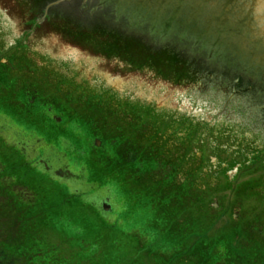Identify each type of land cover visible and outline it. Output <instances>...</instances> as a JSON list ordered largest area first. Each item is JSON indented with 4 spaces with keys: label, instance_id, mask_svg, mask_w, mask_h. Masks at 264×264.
Here are the masks:
<instances>
[{
    "label": "water",
    "instance_id": "water-1",
    "mask_svg": "<svg viewBox=\"0 0 264 264\" xmlns=\"http://www.w3.org/2000/svg\"><path fill=\"white\" fill-rule=\"evenodd\" d=\"M10 2L0 0V37L9 49L30 47L29 56H36L33 60L40 68L70 75L72 84H81V89L184 113L195 126L207 124L209 132L238 127V138H249V143L263 138L258 149L264 150V0H106L103 5H99L103 0H64L55 4L76 12L77 26L70 29L66 16L58 11V23L50 24L52 31L58 27L83 40L140 34L148 43L185 51L206 69L202 79L178 90H171L176 86L151 71L126 73L115 59L70 47L56 33L36 27L26 32L27 13H20L22 6ZM27 24L36 25V19ZM168 52L160 54L169 58L164 62L179 65Z\"/></svg>",
    "mask_w": 264,
    "mask_h": 264
},
{
    "label": "trees",
    "instance_id": "trees-1",
    "mask_svg": "<svg viewBox=\"0 0 264 264\" xmlns=\"http://www.w3.org/2000/svg\"><path fill=\"white\" fill-rule=\"evenodd\" d=\"M2 86L3 84L0 82V99L16 98L18 104L26 100L24 93L16 92V89L6 96ZM3 104L1 113L10 118L22 131L21 105L10 106V103L7 104V102H3ZM85 129L83 136L87 131ZM0 141L8 147V139L1 134ZM81 152L82 154L77 152V156L80 158L79 166L85 172H82V177L88 180L90 172L85 159L87 158L86 152ZM109 156H113V152ZM22 157L23 155L16 156V162L20 163L15 165L14 175L16 178H10L11 182H15L11 185V190L6 188L5 178L0 177V247L6 250L22 249L28 252L20 254L21 258L17 256L19 260L24 256L29 258L26 259L27 261L38 257L44 264H51L52 260H55L53 264H56V259L52 258V255L55 254L52 250L54 248H49L48 252H45V241L43 242L36 233L27 230V224L31 220L37 229H41L36 225L38 221L31 219L32 213L36 211H42L44 215L48 214L47 217H58V223H56V218H53L47 220V225H50L58 234H65L66 238H61L60 235L57 237V243L66 244L70 250H72L70 248L72 245L77 252L80 250L83 259L77 260L78 264H81L83 260L94 261L92 256L100 257L97 262H93L94 264H105V261L111 262V264H167L158 259L160 254L157 250L171 251L176 243H180L177 251H189L188 258L190 260L195 258L197 261L200 253L204 261H201L202 263L209 261L211 256L221 260V256L214 253L215 250L206 249L207 245L204 244L208 236L207 231L212 227L206 228L207 215L204 213L209 210V205L204 201L200 187L179 188L181 190L179 193L172 191L168 186L164 188L151 181H149L150 184L143 180L127 183L129 179L127 175L122 177V173L117 168L108 167L104 162L99 161V168L93 178L95 187L107 191L114 197L120 215L114 213L104 216L94 206L93 211L91 209L92 212L83 211L82 201L87 202L85 193L80 190L71 191V188L64 184L58 186L57 191L61 200L60 207L64 211L60 215L56 207V186L50 185L51 182L47 181L49 179L46 175H41L36 168L29 167L34 172L33 177L29 175V168L21 167L24 165L22 163L29 164ZM103 157L105 155H101L100 159ZM8 158L9 156L6 155L0 156V165L4 170L6 167L3 166V163H9ZM0 176L4 175L0 172ZM40 179L43 180V184L39 182ZM121 179L125 180L124 184L121 183ZM20 186L33 190L36 194L40 193L34 201L22 199L17 195L19 194L17 188ZM40 187H42L41 190H39ZM32 204L34 205L32 206ZM132 210L134 216L131 214ZM74 211L84 212L88 217L74 214ZM130 219L133 221L127 223L126 220ZM181 235L189 239L188 243H184V240L178 238ZM262 244L250 251L256 253L254 257L264 254V243ZM144 245L147 246L142 248ZM227 247L230 246L227 244ZM56 250L60 251L57 245ZM130 250L132 251L130 252ZM203 250H207V252ZM132 252L134 257L126 260V254H132ZM254 257L251 264L258 259ZM226 260L231 262L234 258H226ZM235 261L239 262L237 258Z\"/></svg>",
    "mask_w": 264,
    "mask_h": 264
},
{
    "label": "flooded vegetation",
    "instance_id": "flooded-vegetation-1",
    "mask_svg": "<svg viewBox=\"0 0 264 264\" xmlns=\"http://www.w3.org/2000/svg\"><path fill=\"white\" fill-rule=\"evenodd\" d=\"M49 9L47 19H44L43 9V14L36 19L34 26H29L27 23H31V20L25 19L24 29L26 32L36 27L40 28L39 31L55 33L51 30L50 24H56L58 11L56 12V6ZM68 10L64 7L60 11L63 12L64 16H67L65 12ZM62 36L66 42L70 43V47H77L92 55L104 57L99 53H94V50L99 51L104 48L98 42H93L90 39H76L67 35ZM121 52L123 53L122 57L116 61L126 69V73L154 71L155 68L149 55L138 54L127 47ZM168 54L175 56L181 66H177L173 71V68L161 62L157 68L164 73L162 77L170 78L173 82L157 76L155 71L153 73L156 78H160L171 86H176L171 90H178L189 84V78L182 79L184 71L181 69L186 68L184 65H190V62L182 53H179L181 56L173 52H168ZM144 59L146 62L143 63ZM32 70L29 68V71ZM118 72L125 74L122 70ZM203 75V69L200 71L199 68L192 67L191 82L195 81L196 78L202 79ZM114 77L117 78L116 75ZM37 78L38 73L34 72H26L23 78L26 83L32 82L34 84L31 90L25 87V94L28 95L27 100L35 105L32 107L30 103L23 104L24 115L33 117L40 111L39 108L42 109L43 105L52 102L51 107L62 117L66 114H71L74 118L78 117L87 129L83 137H81L82 132L75 131L72 119L58 118L56 115L47 116L49 129L55 140L60 137L62 130L66 127L65 131L71 132L70 134L74 139L82 141L87 155L86 162L89 166L91 181H93L94 174L99 168V161L104 162L108 167L117 168L122 174L127 173L129 175L127 183L149 179L148 183L151 181L164 188L168 186L172 191L179 193L181 192L179 188L195 184L193 181L201 173L210 174L208 168L217 175L220 165L217 164L216 155L206 156L207 151L215 150L211 146L214 143L208 141L201 148V151H197L191 146L187 128L178 127V124L184 126L182 121L183 118H188L186 114L173 110L164 114V108H153L147 103H141L142 100L133 102L129 98H111L94 91L88 93L86 98L83 95L77 98L70 96L61 98L59 95L53 99L44 98V94L39 92L38 87L44 84L45 77L40 82L37 81ZM57 85H59V79L56 77ZM86 92L88 90H83L81 93ZM180 117L182 118L179 119ZM66 121L69 122L66 123ZM32 125L39 129V121H33ZM63 142L62 148L70 147L68 142L65 140ZM112 152L113 156H109ZM101 155H105V157L100 159ZM213 157L215 161L211 162ZM124 182L125 180L121 179V183L124 184ZM185 192L187 193V190ZM104 199H108L110 202V196L107 195Z\"/></svg>",
    "mask_w": 264,
    "mask_h": 264
},
{
    "label": "rangeland",
    "instance_id": "rangeland-1",
    "mask_svg": "<svg viewBox=\"0 0 264 264\" xmlns=\"http://www.w3.org/2000/svg\"><path fill=\"white\" fill-rule=\"evenodd\" d=\"M23 50H24V53L21 54ZM29 54H33L30 47L9 49L5 39L0 37V62L7 63L8 61L7 56L8 57L14 56L12 60H15V57H16L17 58L16 60L18 63L20 64L27 63L28 68L33 69L36 73H38L37 81L40 82L45 77V82H46L51 76L50 74H48L50 70L40 68V66L29 56ZM54 73H56V77L59 79L60 82H65L69 84L68 90L75 91L76 93L75 98L78 97L83 90L99 92V91H96L90 88L81 89V84H72L70 75H66V74H62L58 72H54ZM60 88L62 87L60 85H57L55 90H59ZM53 90L54 88H49L50 92H52ZM102 94H105V93H102ZM56 95L61 96L62 93L56 92ZM105 95L111 98H116L108 94H105ZM189 121H190V124L188 126V131H192V136H193L192 145L201 147L202 143H204V140L206 139L205 135L207 136L209 135L210 137H213V140L211 141L213 143L218 141V143L216 144L218 145V151L213 152V153L208 152L206 153V156H209L211 154L216 155L217 164L220 165V169L217 171V175H216L215 172L210 171V169L208 168V172H210V174L201 173L200 183L205 185L206 188L210 192H213L214 194L218 196L217 199H213V205L215 206V204H218V206L215 207V211L219 215V223L221 222V225H222V222L223 223L226 222L225 227L227 228V230H230V233H233V234H229V233L226 234V233H221L222 231L221 232L218 231L212 236L215 230L210 228L207 231V235L209 237L212 236V244L210 245L209 250L210 249L214 250L215 248L219 250V254L222 257L221 264H224V263L231 264L229 261L225 259L226 258L231 259L235 256L240 261V264H251V260L256 255V253L250 252L251 251L250 246L248 247L245 246L247 241H251L247 239L246 237L250 238L249 234L253 230L256 232L260 230L261 232V230L264 228V150L258 149V144L263 142V138H256L249 143V138H238V127H232L228 129L213 131L211 132L212 133L211 134L208 130L207 124L195 126L194 120L189 119ZM178 127L185 128L186 126H180L178 124ZM80 130L81 129H75L76 132ZM194 133L197 136H194ZM24 140L29 141L27 137H24ZM47 143L49 142L47 141ZM1 152H3V154L11 153L13 155V150L10 148H7L0 141V153ZM80 154H82V152H80ZM0 156H4V155L0 154ZM56 157H60V154L57 153ZM214 161H215V158L212 159L211 162H214ZM258 167H260V169ZM56 169H58V167H56ZM62 170H65L69 178H72L73 176L76 175V173L70 169L65 168ZM247 179H248L247 183H243ZM84 180L80 181V184H81L80 187L87 188L88 183L85 182ZM249 181L250 183H248ZM39 182L43 184L42 179H40ZM49 184L55 186L54 183H49ZM57 186L58 185H56V207L58 209V213L62 215L64 211L60 207L61 200L57 192ZM41 189L42 187L39 188V190ZM19 192L26 193L31 198L37 197V195L31 190L20 189ZM219 199L223 204H225V206L227 204V201H230L231 205L233 201L235 202L234 208L231 207V210L228 215L225 214L224 207L223 209H220ZM86 200L87 202L82 201L83 202L82 209L83 211H91V209L94 208L93 206H95V203L92 202L93 197L92 196L88 197L86 198ZM33 205L34 204H32V206ZM73 213L78 214V215H84V217H88V215L84 212L74 211ZM115 213L120 215L118 208L116 209ZM131 214L132 216H134L133 210L131 211ZM205 214L206 213H204V215ZM47 215L48 214L46 215L42 214V211H36L32 213L31 219L38 221V224L36 225L40 226L41 229L40 228L37 229V227H35V223L31 220L27 224L28 226L27 230L28 231L31 230L30 232L36 233L37 236H39V238L43 242L45 241V246H44L45 252H48L49 248H54L52 250L53 252H55V254L52 255V258L56 259V264H78L77 260L83 259V257L80 254V250L77 252L76 248L73 249V245L72 247L70 246L72 250H70L68 246L66 245L63 248L58 245L59 243H57V240H58L57 237L60 235L61 238H66V236L63 233L58 234L56 230H53L51 228L50 225H47L48 223L47 220L53 219V218H56V223H58L59 222L58 217L53 216L51 218L49 216L47 217ZM232 216L236 221H238L239 219L249 220L253 228L250 226H245L247 225L246 223L243 225L242 230L239 229L235 231L233 229L232 231L231 228L229 227ZM255 218H259L262 221L256 222ZM132 221L133 219L126 220L127 223H131ZM262 233H264V231ZM241 234L244 239V245L241 246V248H239L236 251H233V249H231L230 247H227L228 242L230 244L229 239H231L232 244L238 241L237 244L238 246H240L243 243L241 239ZM178 238H180L181 240H184V243H188L189 241V239H186V237L183 235L179 236ZM209 242H211V239ZM247 244L250 245V242H248ZM56 245L59 246L60 251L56 250ZM179 245L180 243H176L172 247L171 251H168L167 249L166 250L158 249L157 251L160 254V258L158 259L163 260L167 264H202L201 260L200 261L190 260L188 258L189 257L188 255L180 251H177L179 249ZM257 245H261V243ZM146 246L147 245H144L142 248ZM5 250L4 251L0 250V264H44L42 263V261L40 262V258L38 257L27 261L26 259H29V258H27V256H24L22 259L19 260L17 258L18 255L28 253L22 249L15 250L11 248L9 250H6V251ZM131 251L132 250H130V252ZM133 257H134L133 252L132 254H126V260H129ZM84 258L86 259V257ZM92 258L94 259V261L83 260L81 264H94L93 262H97L100 257L92 256ZM254 258H258V259L255 262H253V264H264V254L263 255L260 254L258 257H254ZM52 261L54 262L55 260H52ZM217 261H220V259H216V257L211 256L209 257V261H207L206 264H216ZM53 262H51V264H53ZM105 264H111V262L109 263L108 261H105Z\"/></svg>",
    "mask_w": 264,
    "mask_h": 264
}]
</instances>
